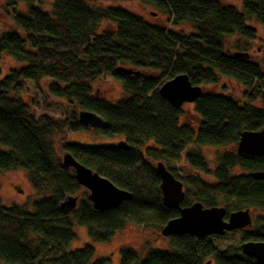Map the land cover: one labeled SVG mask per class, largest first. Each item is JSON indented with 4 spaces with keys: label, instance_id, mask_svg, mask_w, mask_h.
<instances>
[{
    "label": "trees",
    "instance_id": "16d2710c",
    "mask_svg": "<svg viewBox=\"0 0 264 264\" xmlns=\"http://www.w3.org/2000/svg\"><path fill=\"white\" fill-rule=\"evenodd\" d=\"M1 11L12 30L0 34V175L23 170L34 199L5 207L0 202V264H110L95 256L90 245L68 252L76 236L74 225L84 227L92 243L106 244L132 223L161 230L178 211L161 204L159 178L154 172L156 195L140 187L132 145L151 142L145 149L152 160L200 172L215 186L210 192L183 185L180 207L200 202L203 207L228 211L256 209L250 230L242 231L240 242L218 249L208 237L173 234L166 249L149 248L142 256L132 248L119 250L118 264H259L243 255L245 241H264V184L251 178L264 171V157L218 153L214 166L206 162L202 147L236 145L242 131L264 128V67L248 59L255 41L252 21L264 26V0H241V9L218 0H138L168 17L170 24H154L123 7H94L105 0H51V12L39 0H2ZM127 1V0H117ZM19 5L23 10L17 9ZM109 24L113 31L99 28ZM183 26L192 29L185 34ZM237 37L232 51L226 42ZM240 40L242 42H240ZM4 57L17 66L2 73ZM128 66L125 75L117 67ZM185 75L194 86L216 85L221 78L247 89L242 105L222 95L202 92L191 104L198 118L194 127L181 123V107L175 109L157 93L159 86L176 75ZM106 77L118 83L124 98L115 103L91 94L90 85ZM47 81V91L66 102L62 120L46 116L35 119L20 93L24 81ZM259 102V107L253 103ZM85 110L102 120L96 134L122 136L127 150L110 146L84 147L68 143V132L82 129L77 113ZM87 129V128H84ZM54 135L62 136L55 143ZM69 156L114 186L130 192V200L106 211L93 209L88 192L80 187L62 157ZM239 169L245 174L235 175ZM176 178V177H175ZM79 195L75 209L65 212L60 203L66 196ZM153 221V222H151ZM216 237V236H214ZM147 246V244L145 245Z\"/></svg>",
    "mask_w": 264,
    "mask_h": 264
},
{
    "label": "rangeland",
    "instance_id": "374dc122",
    "mask_svg": "<svg viewBox=\"0 0 264 264\" xmlns=\"http://www.w3.org/2000/svg\"><path fill=\"white\" fill-rule=\"evenodd\" d=\"M223 5L233 6L236 9H241V0H218ZM40 6L47 13L51 12V0H39ZM3 1L0 0V34L4 31L12 30L13 27L9 23V18L6 14L1 11L3 6ZM94 7H123L130 12L142 17L144 20L154 23V24H165L166 28L170 27L167 22L168 17L163 13L157 11L151 6L145 5L138 0H127V1H117V0H105L98 1L95 3H90ZM19 10H23V6L19 5L17 7ZM249 25L256 30V40L249 42L247 45L246 53L248 54V60L253 61L262 67H264V26H260L254 22H250ZM113 26L109 24H104L99 28L101 31H113ZM183 31L185 34H191L192 29L188 26H183ZM237 37H232L226 42V49L232 51L233 44L237 41ZM240 42H242L240 40ZM2 66V73L5 74L9 69L17 66V64L9 57H4ZM127 69H131L125 66ZM48 82L43 80L39 82L24 81V90L20 93V98L24 103L29 106L30 111L35 119L40 116H46L53 120H62L66 114V102L59 98L53 97L47 91ZM202 92L222 94L234 99L240 105L245 101V89L242 85L234 82L233 80H228L221 78L216 85H204L200 87ZM91 94L104 99L110 103H115L118 100L124 98V94L120 85L113 80L101 77L95 80L90 85ZM254 106L259 107V102L253 103ZM183 113L180 119L181 123H191L194 127L198 123V118L192 112L191 104H183L181 106ZM68 143L77 144L84 147H94V146H110L115 145L119 140L124 139L122 136H101L95 133L93 128H87L68 132L63 139ZM62 136L54 135L53 140L55 143L59 142ZM150 148L149 154H153V144L151 142H140L132 145V150L135 155L136 164L135 169L138 179L141 181L140 187L149 193L150 197L156 195V188L154 186L153 175L155 172V165L158 161L152 160L146 154L145 149ZM236 150V145L227 146L222 148H212V147H202L201 153L207 163L210 166L215 164V156L218 153H233ZM163 163V161H161ZM164 164V163H163ZM165 165V164H164ZM166 166V165H165ZM175 170H169V172L176 177L183 185H191L190 178L195 179L198 182L196 187L210 192V188L215 186L213 178L202 174L197 171L182 168L181 163L174 164ZM235 175L245 174L239 169L233 171ZM184 188V187H183ZM73 196L77 197V202L79 195L75 194ZM34 199L33 192L29 186L27 180V174L23 170L9 171L2 173L0 175V202L3 206L9 207L12 204L22 205L27 203V209L31 210L30 203ZM252 222L255 217L260 216L261 213L256 209H249ZM153 222V221H151ZM155 225V224H154ZM144 227L142 225H136L132 223H127L121 231L116 233L110 242L106 244H96L92 243L88 238L87 230L84 227L74 225L73 231L76 238L70 242L67 246V251L71 252L76 249L82 248L84 245H90L94 249L96 257L105 258L110 264H118L119 262V250L121 248H132L133 250L144 255L149 248L152 249H166L167 240L160 234V230L155 226ZM250 227H246L242 230H236L233 232H228L226 235L221 237L209 236L208 238L212 243L218 248L223 249L229 245H236L240 242V237L242 231H248ZM147 244V246H145ZM211 261V260H210ZM214 264V262H211Z\"/></svg>",
    "mask_w": 264,
    "mask_h": 264
},
{
    "label": "water",
    "instance_id": "95a60500",
    "mask_svg": "<svg viewBox=\"0 0 264 264\" xmlns=\"http://www.w3.org/2000/svg\"><path fill=\"white\" fill-rule=\"evenodd\" d=\"M233 56L243 59L249 57L247 53L241 52H236ZM116 70L125 75L133 74L132 70L121 66ZM157 93L171 107L179 109L183 104L195 102L202 95V90L199 86L192 85L185 75L180 74L163 82ZM77 120L83 128L95 129L102 125V120L98 116L85 110L78 111ZM115 146L124 150L129 148L123 140L118 141ZM235 152L241 155L264 157V128L259 131H242ZM62 164L65 168L73 170L77 184L88 192V200L95 210L102 212L115 209L132 197L130 192L117 188L110 181L69 156L62 157ZM155 172L159 178L162 206L178 211V216L168 220L161 228L160 234L163 237L167 238L173 234H186L195 238L213 235L221 237L226 232L244 229L251 225L249 209L227 213L224 207H203L200 202L180 207L184 199L182 182L176 179L160 161L155 165ZM250 176L264 184V171H253ZM76 204L77 197L69 195L60 203V209L69 212L75 209ZM239 248L243 255L255 259L259 264H264V241L241 242ZM205 264H210V261Z\"/></svg>",
    "mask_w": 264,
    "mask_h": 264
},
{
    "label": "flooded vegetation",
    "instance_id": "af4514ba",
    "mask_svg": "<svg viewBox=\"0 0 264 264\" xmlns=\"http://www.w3.org/2000/svg\"><path fill=\"white\" fill-rule=\"evenodd\" d=\"M122 140H124V139H122ZM119 141H120V140H119ZM182 191L184 192V189H182ZM221 207H222V206H221ZM228 212H230V211L227 210V213H228ZM249 214H250V211H249ZM250 217H251V216H250ZM252 223H253V222H252V219H251V225H250L249 227L252 226ZM240 230H242V229H240ZM249 230H250V228H249ZM234 231H236V230H234ZM231 232H233V231H231ZM226 233H228V232H226ZM226 233H225L224 235H226ZM224 235H223V236H224ZM213 236H214V235H213ZM216 237H218V236H216Z\"/></svg>",
    "mask_w": 264,
    "mask_h": 264
}]
</instances>
